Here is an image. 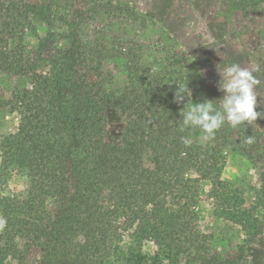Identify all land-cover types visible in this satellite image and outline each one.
I'll list each match as a JSON object with an SVG mask.
<instances>
[{
	"label": "trees",
	"instance_id": "16d2710c",
	"mask_svg": "<svg viewBox=\"0 0 264 264\" xmlns=\"http://www.w3.org/2000/svg\"><path fill=\"white\" fill-rule=\"evenodd\" d=\"M263 2L231 6L248 15ZM42 24L47 35L28 51L26 35ZM149 27L129 4L74 14L0 0V80L9 84L0 96V264H24L34 249L35 264H247L264 221L223 172L229 150L264 162L262 135L247 122L225 123L214 139L181 131L188 97L175 94L189 88L194 102L200 72L170 41H146ZM108 101L126 122L119 143L106 140ZM220 222L244 235L231 250H220Z\"/></svg>",
	"mask_w": 264,
	"mask_h": 264
},
{
	"label": "rangeland",
	"instance_id": "374dc122",
	"mask_svg": "<svg viewBox=\"0 0 264 264\" xmlns=\"http://www.w3.org/2000/svg\"><path fill=\"white\" fill-rule=\"evenodd\" d=\"M42 5L67 7L74 14L83 12L96 2H112L129 4L150 23L149 37L146 41L155 43L157 40L170 41L176 50L187 55L190 62L200 72V89L195 103L212 100L219 104L224 93L218 89L221 76L219 68L231 64H239L247 68L259 81L255 87L258 96L256 110L261 114L256 121L250 124L260 131L264 140V39L262 29L264 26V2L257 11L248 15L240 10H234L231 0H29ZM43 25V26H42ZM38 29V36L28 33L25 44L28 51H34L41 42L39 36L44 38L46 25ZM140 28L138 37H142ZM144 33V32H142ZM145 36V33H144ZM46 56L53 54L52 44H43ZM94 79V78H93ZM9 84L0 80V96L9 94ZM107 132L106 140L110 143L122 141L126 125L120 111L106 104ZM1 130L8 123L0 118ZM228 161L223 172L224 179L235 182L245 190L248 206L257 205V213L264 221V190L259 172L264 169V162L250 159L242 150L227 153ZM1 160V159H0ZM22 187L23 182L13 183ZM208 188H204L201 202V213L209 219L211 204L207 200ZM211 220V219H209ZM219 235L218 244L221 251L231 250L234 245L244 238L233 226L220 222L212 226ZM241 235L242 238H239ZM150 252L155 248L147 247ZM39 257L38 249H34L24 264H35ZM247 264H264V227L262 232L246 248Z\"/></svg>",
	"mask_w": 264,
	"mask_h": 264
},
{
	"label": "clouds",
	"instance_id": "9594fccd",
	"mask_svg": "<svg viewBox=\"0 0 264 264\" xmlns=\"http://www.w3.org/2000/svg\"><path fill=\"white\" fill-rule=\"evenodd\" d=\"M221 80L218 89L224 93L219 100V104L212 100H205L200 103H194L191 100L192 92L189 88H181L175 94L177 103L184 101L185 94L188 102L181 111L183 117V127H198L209 139H214L215 133L225 123L233 129H238L245 122L256 121L261 114L256 110L258 99L255 93V87L259 81L253 76L252 72L239 64H231L224 68H219ZM187 145L190 141L182 138ZM246 143L253 142L249 136ZM4 222L0 221V226Z\"/></svg>",
	"mask_w": 264,
	"mask_h": 264
}]
</instances>
